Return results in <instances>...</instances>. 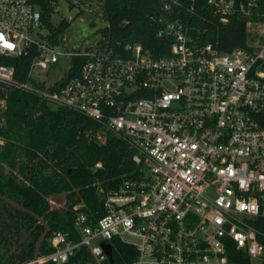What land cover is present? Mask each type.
I'll return each instance as SVG.
<instances>
[{
  "label": "built area",
  "instance_id": "built-area-1",
  "mask_svg": "<svg viewBox=\"0 0 264 264\" xmlns=\"http://www.w3.org/2000/svg\"><path fill=\"white\" fill-rule=\"evenodd\" d=\"M178 3L162 0V9ZM208 3L222 23L237 11L264 14L258 0ZM158 20L157 36L172 38L168 55L108 40L65 49L36 5L0 0V123L7 88L31 92L96 121L99 141L121 138L136 166L99 188L103 214L94 221L74 203L76 236L53 231L38 264L64 263L80 245L93 264H110L103 243L112 240L134 248L132 264H225L230 246L264 264V21L250 18L246 46L221 52L195 45L178 19ZM72 56L81 61L68 77ZM13 57H30L26 80ZM53 66L65 71L47 84Z\"/></svg>",
  "mask_w": 264,
  "mask_h": 264
},
{
  "label": "trees",
  "instance_id": "trees-1",
  "mask_svg": "<svg viewBox=\"0 0 264 264\" xmlns=\"http://www.w3.org/2000/svg\"><path fill=\"white\" fill-rule=\"evenodd\" d=\"M41 12L42 21L51 32L50 39L63 45V33L69 21L62 17L57 24L52 16L58 0H29ZM69 7L87 0H66ZM107 21L99 28L100 40L110 44L140 43L153 56L168 55L171 37L157 36L158 18L178 19L195 45L210 43L221 52L245 47L247 21H264L263 15L245 16L237 11L222 23L208 0H179L170 12L162 9V0H100ZM264 13V0H258ZM156 18V19H155ZM117 47V46H116ZM80 57L72 56L68 77L78 73ZM16 76L26 80L30 57H13ZM0 123V195L24 206L48 224L50 230L39 246V255L49 253L53 231L76 236L72 205L83 201L92 221L103 214V192L116 186L136 168L132 150L121 138L106 133L99 141V124L68 107H53L37 95L18 88H7L6 107ZM264 125V115L261 118ZM100 162V166L95 164ZM65 196L56 207L51 198ZM6 200L0 199V264H31L36 243L44 231L38 218ZM25 229L32 241H20ZM111 264H132L135 250L118 240L110 241ZM225 264H252L243 251L230 246ZM40 264H93L88 249L80 245L66 262Z\"/></svg>",
  "mask_w": 264,
  "mask_h": 264
},
{
  "label": "rangeland",
  "instance_id": "rangeland-1",
  "mask_svg": "<svg viewBox=\"0 0 264 264\" xmlns=\"http://www.w3.org/2000/svg\"><path fill=\"white\" fill-rule=\"evenodd\" d=\"M62 17L69 21V25L63 33L62 47L65 49H83L94 46L101 38L98 29L103 28L107 23L100 0H87L80 3L79 6L73 5L72 7H69L66 0H58L55 13L52 16V23L57 24ZM253 26L256 31L258 27ZM248 41L250 40L248 39ZM64 71V66H53L46 83L50 84L60 79ZM34 74L37 77L44 75L40 71H36ZM50 202L53 206H62L65 203V196L59 194L52 197ZM252 264H258V262L253 260Z\"/></svg>",
  "mask_w": 264,
  "mask_h": 264
},
{
  "label": "water",
  "instance_id": "water-1",
  "mask_svg": "<svg viewBox=\"0 0 264 264\" xmlns=\"http://www.w3.org/2000/svg\"><path fill=\"white\" fill-rule=\"evenodd\" d=\"M0 199H3V200H6L8 201L9 203H11L12 205L14 206H17L19 207L20 209L24 210L25 212H28L32 215H35L32 211L26 209L24 206L14 202L13 200L5 197V196H2L0 195ZM39 221H41L43 224H44V231L43 233L41 234V236L39 237L37 243H36V247H35V252H34V257H33V261L31 264H38L36 259L38 258V250H39V246L41 244V242L47 237L48 233H49V226L48 224L46 223V221H44L41 217L35 215ZM20 241L23 242V243H28L30 241H32V238L30 237L29 233L25 230V229H22L20 231ZM103 246H104V249L108 255V258H109V263L111 264L112 263V250H111V245L109 243H103Z\"/></svg>",
  "mask_w": 264,
  "mask_h": 264
},
{
  "label": "snow or ice",
  "instance_id": "snow-or-ice-1",
  "mask_svg": "<svg viewBox=\"0 0 264 264\" xmlns=\"http://www.w3.org/2000/svg\"><path fill=\"white\" fill-rule=\"evenodd\" d=\"M0 39H2V37H0ZM7 47H9V48H11L12 47V45L11 44H8V45H6Z\"/></svg>",
  "mask_w": 264,
  "mask_h": 264
}]
</instances>
